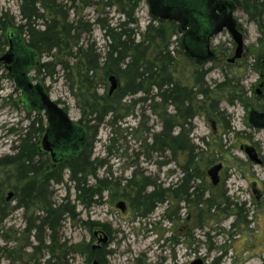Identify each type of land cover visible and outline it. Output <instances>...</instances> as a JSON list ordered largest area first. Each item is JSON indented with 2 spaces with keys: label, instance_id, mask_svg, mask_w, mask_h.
<instances>
[{
  "label": "trees",
  "instance_id": "1",
  "mask_svg": "<svg viewBox=\"0 0 264 264\" xmlns=\"http://www.w3.org/2000/svg\"><path fill=\"white\" fill-rule=\"evenodd\" d=\"M15 1L18 2L19 24L15 22L14 15L0 7V52H4L7 47L8 32L15 30L22 36L25 45L38 56L33 79L42 82L45 79L54 80L58 74L56 68H60L70 93L76 98L80 111L78 123L86 132V140L78 153L53 163L40 146V137L44 132L43 118L39 112L27 111L33 115L30 114L31 119L24 127V132L15 139L13 154L0 158V176L7 177V181L2 179L0 182V240L9 242L4 238L3 223L10 212L22 210L25 218L21 233L26 236L24 248H21L15 257L12 251L3 249L10 264H31L32 260H36L23 259L27 256L23 252L27 246L33 249L31 256L37 252H45L47 255L43 262L38 260L33 264H69L76 256L85 257L87 263L96 260L105 264V256L110 252H107L105 247L98 250L84 241L71 243L66 239L62 240L60 231L63 222L77 219L78 213L68 194L59 202L54 199L53 187L68 182L72 184L77 204L85 209L100 204L108 183L96 176L97 170L104 165V160L92 158L97 130L104 123L112 125L122 117L133 114L134 106L140 103L146 104V108L162 121L161 130L152 134V142L146 143V150L160 156L169 152L171 159L184 154L185 163L180 167L181 176L177 183L165 188L155 180L139 175L138 171L133 172L125 185L131 189L132 195H122L135 210V214L143 218L148 217L158 204L167 203L169 198H173L187 206L192 204L197 207L205 204L208 212L217 210L227 216H234L231 228L235 227L236 222L241 226L248 225L249 209L245 207L244 202L231 201L226 190L222 192L219 202H213L211 197L203 199L204 189L197 183L203 179V174L197 167V160L203 153L201 146L219 153L221 145H211L204 139H201L200 145H195L189 137L192 120L201 109L206 114L226 121L224 112L218 108V101L226 98L230 104L234 100L243 102L242 89L235 84H226L228 78L217 84L215 89H211L205 82V76L211 68L204 69L201 67L203 63L194 70L191 85L182 84L175 79L171 74L174 57L170 47L172 37H175L176 42L180 39L177 24L159 20L149 14V22L140 31L135 12L139 3L145 0L94 2L103 9L115 8L122 18L114 25L101 19L94 21L93 25L96 24L103 30L106 39L100 52L92 43H80L84 34L91 33L92 25L81 18L69 19V12L74 5L66 7L58 0ZM77 1L86 7L94 4L88 0H71L73 4ZM228 1L236 10L243 12L248 21L256 25L261 35L259 40L264 41V0ZM5 27L8 28L7 31ZM183 53L186 56L185 52ZM43 57L48 60L42 61ZM110 75L122 79L123 86L110 94H99L97 90L100 83ZM136 94L142 96L129 104L124 102L127 96ZM57 103L61 104V101L58 100ZM261 107L264 109V105ZM169 108H172L173 113L167 112ZM226 122L225 128L230 130L228 121ZM7 133H10V129H7L5 134ZM168 160L161 161L159 166L165 165ZM215 160L208 158L206 162L210 164ZM7 167L14 173L13 184L9 182L11 172ZM90 178L95 179L93 184L89 182ZM148 187L151 189L147 192ZM6 188L12 190L10 199L15 202L12 206L10 201L6 200L7 195L3 194ZM79 220L89 231L100 227L109 235V242L112 241L108 224L88 219ZM30 238L34 240V245L29 242ZM219 258L220 256L215 260Z\"/></svg>",
  "mask_w": 264,
  "mask_h": 264
},
{
  "label": "rangeland",
  "instance_id": "2",
  "mask_svg": "<svg viewBox=\"0 0 264 264\" xmlns=\"http://www.w3.org/2000/svg\"><path fill=\"white\" fill-rule=\"evenodd\" d=\"M58 1L66 7L74 5V8L69 12L70 20L81 18L82 21L91 23V33L84 34L80 43L83 45L92 43L98 51L102 52L106 43L104 32L93 23L97 19H101L114 25L122 20L116 9L107 7L103 9L101 6L95 5L96 2L103 1L104 3L107 0H88L95 3L87 7L78 1L74 4L71 0ZM0 7L14 15L15 22L19 24L17 1L0 0ZM149 14L146 0L139 3L135 16L138 19L140 31L149 22ZM233 17L237 19L239 31L244 38L241 58L231 63L228 61L234 55L235 43L229 33L222 30L210 41L211 50L215 52L213 56L205 61L197 62L184 55L183 47H181L183 33L180 32L178 42L175 41V37L171 38L173 42L170 51L174 57L171 74L182 84L191 85L194 70L199 68L200 63H203L204 65L201 67L204 69L211 68V71L205 76V82L211 89H215L216 85L224 82L226 78L229 79L226 84L233 86L235 84L242 89V99L244 98L243 102L247 104L246 106L237 100L230 104L226 98L218 101V108L224 112L230 130H226L227 122L224 119L206 114L201 109L192 120L189 137L195 145H200L201 139L211 145L215 143L218 146L221 145L219 153H214L207 150L205 146H201L203 153L197 160V167L203 174V179L197 183L204 189L203 199L211 197L213 202H219L222 192L226 190L231 201L244 202L245 207L249 209L248 225L241 226L236 222L235 227L231 228L234 216H227L217 210L208 212L205 204L197 207L192 204L187 206L173 198H169L167 203L158 204L148 217L143 218L135 214V210L122 195L132 192L125 185L126 180L132 176L133 172L138 171L139 175L155 180L157 184H161L165 188L177 183L181 176L180 167L185 163L184 154H179L171 159L169 152L160 156L146 150V143L152 142V134L161 130L162 121L146 108V104L140 103L134 106L133 114L122 117L112 125L104 123L97 130L92 158L104 160V165L97 170L96 176L108 183L100 204L89 209L77 204L72 184L66 182V174L64 175L66 183L53 187L54 199L57 202L63 196L69 195L71 204L76 205L75 211L78 213L79 219L108 224L112 232V241L105 244L98 243L103 230L100 227H94L89 231L81 225L78 218L63 222L60 231L62 240L66 239L71 243L84 241L92 246L99 244L105 247L107 252L110 251L105 256V264H189L195 259H201L203 264H264V203L258 205L256 210L250 206L249 183L254 168L250 166L247 157L240 150V146L248 143L252 138V140L264 143V130H256L247 123V108L261 109V106L264 105V89L259 86L262 80L260 74L263 75L264 72V41L259 40L261 35L256 25L248 21L243 12L235 9ZM5 29L8 30L7 27ZM6 49L7 47L4 52ZM2 53L0 52V56ZM211 58H215V60ZM46 60L48 58H42V61ZM0 67L1 158L13 154L12 147L16 144L15 139L24 132V127L31 119L30 114L32 116L33 113L28 114L22 108L23 106L19 102L20 91L14 87V82L4 67L2 65ZM56 71L58 74L54 80L45 79L43 82L33 80L40 82L53 100L61 101V105L66 108L70 119L78 122L80 111L76 98L70 93L60 68L57 67ZM34 75V72L29 74L31 78ZM115 80L116 90L124 83L116 76ZM110 85L109 79H106L100 83L97 92L99 94L109 92ZM226 87L230 89L228 85ZM255 90H258V95ZM141 96L142 94L127 96L124 102L129 104ZM167 112L173 113L172 108H169ZM7 129H10V133L5 134ZM208 158L216 160L209 164L206 162ZM165 160L168 162L159 166V163ZM217 163H222L219 182L212 185L207 170ZM10 172L9 182L13 184L15 182L14 173L11 170ZM255 173H258L259 179L264 177V172L259 169ZM2 179L7 181L6 176H0V182ZM89 182L93 184L95 179L90 178ZM150 189L151 187H148L146 191L148 192ZM9 192L12 190L6 188L3 194L6 196ZM6 200L10 201L11 206L15 203L11 199ZM119 201L125 203V211L117 208L116 204ZM3 225L4 238L9 242L5 243L0 240V251L2 250L0 264H10L3 249L12 251L13 257H15L18 251L24 248L23 243L26 236L21 234L25 225L23 211L17 209L10 212ZM94 232L97 234L94 235ZM105 234L109 239V235ZM32 240L30 238L29 242L31 243ZM23 252L27 255L23 259L28 261L30 258L36 259L32 260L31 264L38 260L43 262L47 257L45 252L40 254L37 252L31 256L33 249L28 246ZM219 256L220 258L215 260ZM92 262L87 263L85 257L76 256L69 264H92ZM14 264L20 263L14 262Z\"/></svg>",
  "mask_w": 264,
  "mask_h": 264
},
{
  "label": "water",
  "instance_id": "3",
  "mask_svg": "<svg viewBox=\"0 0 264 264\" xmlns=\"http://www.w3.org/2000/svg\"><path fill=\"white\" fill-rule=\"evenodd\" d=\"M149 13L160 20L171 21L179 25L182 35V47L187 56L196 61L206 60L212 56L210 40L226 30L235 43L234 55L228 59L233 62L243 52V35L236 26L233 17L234 7L226 0H147ZM8 48L0 56V63L13 79L15 88L21 91L20 102L27 111L42 112L45 118V131L41 139V147L50 152L53 161L58 162L73 156L83 147L84 130L68 113L45 91L40 82H34L29 74L38 63L37 54L25 45L20 34L15 30L8 32ZM111 85L109 94L117 84L114 75L108 77ZM247 122L258 129H264V113L254 109L248 110ZM242 150L252 162H259L251 146H243ZM221 163L211 166L207 175L212 185L219 182ZM9 192L6 199H10ZM117 208L125 211V203L119 201ZM97 232H94L96 235ZM108 242V236L101 233L98 243ZM99 245V244H98ZM94 248V247H93ZM92 264H99L96 260ZM189 264H203L195 259Z\"/></svg>",
  "mask_w": 264,
  "mask_h": 264
},
{
  "label": "flooded vegetation",
  "instance_id": "4",
  "mask_svg": "<svg viewBox=\"0 0 264 264\" xmlns=\"http://www.w3.org/2000/svg\"><path fill=\"white\" fill-rule=\"evenodd\" d=\"M226 1H228V0H226ZM228 2H230V1H228ZM234 12H235V8L233 10V13ZM234 19L236 20V26H237L238 30H240L239 25H238V22H237V19L235 17H234ZM210 49H211V47H210ZM214 53L215 52L212 51V56H213ZM212 60H215V58H213ZM198 62H200V61L198 60ZM8 76H9V74H8ZM260 78H262V80L260 81L259 86H260V88L264 89V72H263V75L260 74ZM14 87H15V84H14ZM255 93L258 95V90H255ZM20 96H21V91H20ZM19 100H20V97H19ZM21 104L23 105V103H21ZM250 108L254 109L255 111H257L259 113H264V109L263 108L256 109V108H253V107H248L247 108V118H248V110ZM25 111L27 112L26 109H25ZM42 116L44 117V115H42ZM77 124L80 127H82L79 123H77ZM249 125L252 126L251 124H249ZM252 128H254L256 130H264V129L255 128L254 126H252ZM84 134H85V136H84V140H83V145L85 144V140H86V132H85V130H84ZM252 139L248 143H244V145H241L240 146V150L245 154V156L247 157V160H248L250 166L253 167L255 171L259 169L260 171L264 172V143H261V142H259L257 140H252ZM40 146H41V144H40ZM243 146H251L254 149V153H255L256 158L258 159L259 162H252L251 160H249L247 154L242 150V147ZM42 151L45 152V153H47L48 156H49V158L52 160L51 155H50V152L44 151L43 149H42ZM52 162L55 163V161H53V160H52ZM254 170L252 172L251 180H250V183H249V191H250V194H251V203H250V206H251L252 209L256 210L258 205L264 203V177L262 179H259L258 178V173H255ZM108 241H109V239H108ZM95 247L98 250H100L102 248V246H100V245H96Z\"/></svg>",
  "mask_w": 264,
  "mask_h": 264
}]
</instances>
